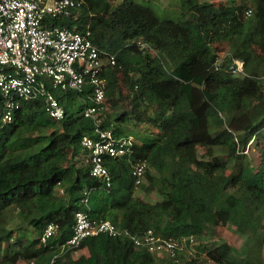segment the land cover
Instances as JSON below:
<instances>
[{
    "label": "trees",
    "instance_id": "obj_1",
    "mask_svg": "<svg viewBox=\"0 0 264 264\" xmlns=\"http://www.w3.org/2000/svg\"><path fill=\"white\" fill-rule=\"evenodd\" d=\"M180 10L179 19L162 18L137 0H83L53 21L90 28L117 63L105 73L98 124L84 115L82 94L57 88L62 119L39 95L0 121V264H264V0H182ZM144 124L159 132L142 131ZM97 126L134 138L130 152L105 161L111 186L91 174L82 144ZM140 158L148 168L137 185ZM140 187L159 198L136 195ZM78 210L112 220L121 234L88 236L63 251ZM51 222L56 231L42 243ZM227 225L250 243L244 259L217 240L216 227ZM148 229L194 242L172 256L125 234Z\"/></svg>",
    "mask_w": 264,
    "mask_h": 264
},
{
    "label": "built area",
    "instance_id": "obj_2",
    "mask_svg": "<svg viewBox=\"0 0 264 264\" xmlns=\"http://www.w3.org/2000/svg\"><path fill=\"white\" fill-rule=\"evenodd\" d=\"M83 0H0V121L13 120L21 101L39 95L45 97L46 110L54 119L66 115L65 106L51 91L78 92L83 96V113L98 124L106 98L105 73L117 63L116 53L101 49L92 39L91 29L79 30L53 23L56 18L72 15ZM251 12V11H250ZM237 72L244 63L236 59ZM82 144L89 150L87 160L91 174L107 186L112 185V174L105 161L132 150L133 136H116L112 129L99 126L95 135H84ZM148 161L140 158L132 167L136 184L145 181ZM57 225L49 223L40 236L47 243ZM109 233L121 234V229L109 219H93L78 210L72 235L61 245L63 251L79 247L88 236ZM125 234L137 246L150 251L174 256L194 242V237H163L153 229L141 235Z\"/></svg>",
    "mask_w": 264,
    "mask_h": 264
},
{
    "label": "rangeland",
    "instance_id": "obj_3",
    "mask_svg": "<svg viewBox=\"0 0 264 264\" xmlns=\"http://www.w3.org/2000/svg\"><path fill=\"white\" fill-rule=\"evenodd\" d=\"M138 2L148 5L152 7L162 18H172L179 19V14L181 13V3L182 0H137ZM218 1H226V0H215ZM220 53H225L228 49V44L226 41H222L218 43ZM149 53L151 55L155 54V50L153 48L149 49ZM142 131H148L152 133L159 132V129L152 125H141ZM255 145V144H254ZM250 158L256 164L258 162L259 157V149L257 146H250L248 150ZM233 169H229L231 171ZM146 182V181H145ZM136 195L142 196L145 199L155 201L159 198V194L156 191H152L151 193H146L141 187L137 189ZM217 240L228 241L232 243L234 246L232 251V256L236 260L244 259L249 251L250 243L246 241V239L236 231V228L232 225L227 226H217L216 227ZM188 245L189 251L195 252L196 245Z\"/></svg>",
    "mask_w": 264,
    "mask_h": 264
}]
</instances>
